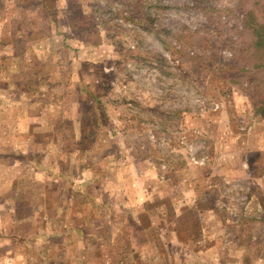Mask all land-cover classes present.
I'll list each match as a JSON object with an SVG mask.
<instances>
[{
  "label": "rangeland",
  "instance_id": "1",
  "mask_svg": "<svg viewBox=\"0 0 264 264\" xmlns=\"http://www.w3.org/2000/svg\"><path fill=\"white\" fill-rule=\"evenodd\" d=\"M83 4L76 58L38 42L53 35L47 10L2 66L0 264H222L231 237L205 205L236 224L252 192L264 210L263 60L247 22L264 23V0ZM201 170L216 195L174 201ZM206 231L205 261L180 255ZM258 244L246 264L264 261Z\"/></svg>",
  "mask_w": 264,
  "mask_h": 264
},
{
  "label": "crops",
  "instance_id": "2",
  "mask_svg": "<svg viewBox=\"0 0 264 264\" xmlns=\"http://www.w3.org/2000/svg\"><path fill=\"white\" fill-rule=\"evenodd\" d=\"M31 1L35 2L34 4ZM0 0V78L5 75V72L2 70V66L13 63L11 58H14V62L16 58V42L15 39L19 36V34L26 35V40H30L32 34H39L38 31L42 27L39 25V28H34V22H32V15L41 11H50L53 13L54 20L53 24H51V33L53 35L43 36V38L38 41L43 45L46 44V48H54L57 41L58 49H61L64 53L72 52L73 58L77 57V48H85L83 47V43H80L79 36L81 32L86 28L84 27V22H86L91 15L90 10H86V6L83 4V0ZM74 12V14H71ZM66 12V13H65ZM21 14H25L24 25L19 23V20L16 18H20ZM70 17L68 20L69 23L62 22V18ZM79 18H83V22L79 20ZM77 21V22H76ZM25 26V27H24ZM92 26V25H91ZM84 27V28H83ZM90 27V26H89ZM62 34V35H58ZM40 35V34H39ZM36 35V36H39ZM12 40L14 42H10L8 40ZM81 39V38H80ZM65 40V45H62V41ZM31 42V41H30ZM29 49H33L32 44H29ZM129 171H132V168H129ZM214 173H218L215 172ZM228 174L229 171L223 172ZM212 173L208 174L201 173L198 176L203 177V183L200 187L195 185V182L190 181L187 185H184L181 188V192L184 197L189 195L188 199L185 200L182 196L174 197V201L182 202L184 200L185 203H190L192 206L194 202H196L199 197L196 198L195 189L202 188L204 191L202 192L205 195H208L211 191L215 194V182H211ZM226 176V175H225ZM194 176H189L188 178H193ZM166 182H163L165 184ZM251 185L253 181L249 182ZM161 185V184H160ZM172 184H169L170 186ZM252 191V190H251ZM216 195V194H215ZM180 205V204H179ZM188 206V207H190ZM184 208L185 206H181ZM179 209V208H177ZM176 209V211H177ZM203 210L204 217H211V219L215 220V225L219 224V229L223 228L229 232L230 239H226L225 244L220 247V253L223 257L228 259L224 260L222 264H246L247 251L251 248V246H255L253 244H258L260 246L258 249L264 248V210L261 207V202L257 196H255L252 192L249 193L247 208L243 211L242 220H239L238 223L233 224L228 221H224L223 219H219V214L217 213V209L213 203L209 205H205ZM178 213L176 212V215ZM211 221L208 223V220L205 223V227H209L214 222ZM203 226V225H202ZM217 229V230H219ZM210 231H206L205 233L196 234L193 238L188 240V242H193V245L190 246V250L180 255L190 256L191 259L195 260L199 263V259L207 258L209 253L213 252L210 250L213 247V243L208 240ZM261 235V236H260ZM222 240V239H221ZM255 241V243H254ZM200 244H205L200 247ZM255 250L252 248V251H257L254 254H257L259 257H264V252L262 250ZM193 260V261H194ZM195 262V263H196ZM258 264V262L256 263ZM264 264V261H262Z\"/></svg>",
  "mask_w": 264,
  "mask_h": 264
},
{
  "label": "trees",
  "instance_id": "3",
  "mask_svg": "<svg viewBox=\"0 0 264 264\" xmlns=\"http://www.w3.org/2000/svg\"><path fill=\"white\" fill-rule=\"evenodd\" d=\"M249 21V33L251 36V43L256 53L259 55L261 62L259 70L256 72L255 87L263 86L262 95L259 97L257 104L255 105L256 113H263L264 110V23L256 22L253 20L252 13H248L247 22ZM252 23V24H251Z\"/></svg>",
  "mask_w": 264,
  "mask_h": 264
}]
</instances>
